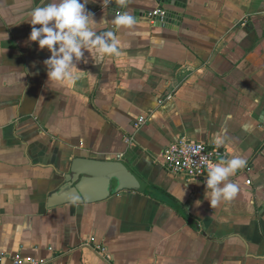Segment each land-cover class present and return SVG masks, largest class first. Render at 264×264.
Segmentation results:
<instances>
[{
	"label": "crops",
	"instance_id": "1",
	"mask_svg": "<svg viewBox=\"0 0 264 264\" xmlns=\"http://www.w3.org/2000/svg\"><path fill=\"white\" fill-rule=\"evenodd\" d=\"M86 2L123 47L85 51L69 86L48 78L51 53L29 40L41 0H0V253L23 264H264V0ZM159 6L168 17L149 21ZM117 9L137 23L114 25ZM217 135L226 155L216 164L246 166L229 177L237 195L212 207L207 178L170 172L160 153ZM75 157L122 160L142 190L102 197L101 183L84 180L54 203Z\"/></svg>",
	"mask_w": 264,
	"mask_h": 264
},
{
	"label": "clouds",
	"instance_id": "2",
	"mask_svg": "<svg viewBox=\"0 0 264 264\" xmlns=\"http://www.w3.org/2000/svg\"><path fill=\"white\" fill-rule=\"evenodd\" d=\"M112 2L113 0H103L102 7L107 8ZM116 2L121 7L125 4V0ZM86 4V0H41L29 13L30 24L40 26L32 28L29 40L38 42L41 49L47 48L51 53L44 61L48 78L67 82L69 86H75L83 75L77 67V62L84 57L85 51L95 49L101 55L119 56L123 47L117 33L108 26V19L102 18L97 22L94 13L87 10ZM112 23L131 29L137 20L135 16L124 11L116 14ZM214 143L219 147L224 143V138L217 135ZM245 166L246 160L242 157H234L209 166L206 196L210 190L208 200L212 207H218L237 195L238 185L229 177ZM179 192L182 201L185 191L181 185Z\"/></svg>",
	"mask_w": 264,
	"mask_h": 264
},
{
	"label": "built area",
	"instance_id": "3",
	"mask_svg": "<svg viewBox=\"0 0 264 264\" xmlns=\"http://www.w3.org/2000/svg\"><path fill=\"white\" fill-rule=\"evenodd\" d=\"M121 11L117 9L115 14H119ZM165 16V10L160 6L153 9L146 14V18L149 21H155L156 19H162ZM171 94H167L163 98L158 99L159 104L170 99ZM144 122V118L140 116L138 118L136 126ZM127 143L133 141L132 136L125 138ZM226 155V151L217 147L214 142L194 141L185 137H180L170 143H168L160 153L161 164L164 165L170 172L176 174H182L187 179L203 180L207 178L208 168L210 165H216L217 161L223 159ZM246 184H250V179L246 180ZM93 248L104 257L106 261L111 259L110 253L103 246L96 245ZM9 258L10 264H23V260L18 255H9L6 253H0V264Z\"/></svg>",
	"mask_w": 264,
	"mask_h": 264
},
{
	"label": "water",
	"instance_id": "4",
	"mask_svg": "<svg viewBox=\"0 0 264 264\" xmlns=\"http://www.w3.org/2000/svg\"><path fill=\"white\" fill-rule=\"evenodd\" d=\"M158 1L164 2L165 0ZM167 17L168 14L165 13L161 20L164 21ZM64 179L65 181L58 187L57 192L51 196L54 203L72 201L74 194H80V186L84 180L94 179L101 183L102 197L123 189L141 191L143 186L137 174L122 160L75 157L72 159L70 173L64 176Z\"/></svg>",
	"mask_w": 264,
	"mask_h": 264
}]
</instances>
